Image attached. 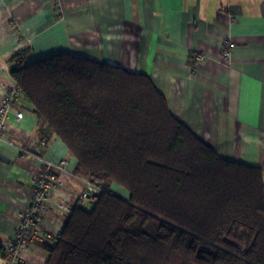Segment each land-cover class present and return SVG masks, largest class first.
<instances>
[{"label":"trees","instance_id":"trees-1","mask_svg":"<svg viewBox=\"0 0 264 264\" xmlns=\"http://www.w3.org/2000/svg\"><path fill=\"white\" fill-rule=\"evenodd\" d=\"M31 51L11 75L41 138H60L102 190L70 205L44 264H264L260 168L219 156L147 74L70 52L28 63Z\"/></svg>","mask_w":264,"mask_h":264},{"label":"crops","instance_id":"crops-1","mask_svg":"<svg viewBox=\"0 0 264 264\" xmlns=\"http://www.w3.org/2000/svg\"><path fill=\"white\" fill-rule=\"evenodd\" d=\"M25 48L32 50L28 63L70 52L147 74L193 134L222 158L260 168L264 178V0H0V108L16 84L11 57ZM22 102L0 130L4 247L45 161L54 168L69 161L66 171H53L65 183L51 190L55 200L74 205L87 181L60 138H41L38 116ZM64 221L65 213L53 208L42 225L60 234ZM23 257L46 263L48 252L37 244ZM7 258L5 249L0 264Z\"/></svg>","mask_w":264,"mask_h":264},{"label":"built area","instance_id":"built-area-1","mask_svg":"<svg viewBox=\"0 0 264 264\" xmlns=\"http://www.w3.org/2000/svg\"><path fill=\"white\" fill-rule=\"evenodd\" d=\"M231 46L233 47V45ZM224 55L228 57L230 50H224ZM197 59L201 60L202 56L199 55ZM18 104L24 105L20 89L15 84L7 89L2 100L0 108V130L3 128L8 113ZM23 116L24 111L17 110L16 117L22 119ZM68 165L69 161L63 159L55 168L66 171ZM54 166L45 161L43 170L32 179L33 196L30 204L21 213L20 224L16 230V234L5 243L8 257L5 264H29L25 257H23V253L30 249L32 245H42L58 241L59 234L52 233L42 225L43 217L53 208L65 214L70 213L72 209L70 205L55 200L52 197L51 190L65 186L64 181L53 173ZM101 191V187L98 184L88 182L84 191L80 194L79 200L82 204L97 202Z\"/></svg>","mask_w":264,"mask_h":264},{"label":"rangeland","instance_id":"rangeland-1","mask_svg":"<svg viewBox=\"0 0 264 264\" xmlns=\"http://www.w3.org/2000/svg\"><path fill=\"white\" fill-rule=\"evenodd\" d=\"M88 182H91V181H86V184L88 183ZM85 205V207H87V208H90L91 207V205L90 204H84ZM50 211H52V209L50 210ZM50 211H49V213H50Z\"/></svg>","mask_w":264,"mask_h":264}]
</instances>
